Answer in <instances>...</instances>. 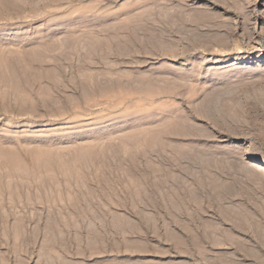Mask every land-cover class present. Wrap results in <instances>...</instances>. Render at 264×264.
Here are the masks:
<instances>
[{
	"label": "rangeland",
	"instance_id": "rangeland-1",
	"mask_svg": "<svg viewBox=\"0 0 264 264\" xmlns=\"http://www.w3.org/2000/svg\"><path fill=\"white\" fill-rule=\"evenodd\" d=\"M51 1L0 2V144L60 185L0 201V264H264V0Z\"/></svg>",
	"mask_w": 264,
	"mask_h": 264
},
{
	"label": "bare ground",
	"instance_id": "bare-ground-1",
	"mask_svg": "<svg viewBox=\"0 0 264 264\" xmlns=\"http://www.w3.org/2000/svg\"><path fill=\"white\" fill-rule=\"evenodd\" d=\"M46 1L48 0H0V2L5 5V6H8V5H11V3L14 5L15 3L20 6V7H27V8H32V9H36V8H43L45 5H46ZM51 1V0H50ZM56 2H60L62 0H55ZM54 1V2H55ZM52 2V1H51ZM52 2V3H54ZM70 2V1H69ZM62 3V2H61ZM48 4V3H47ZM60 4V3H58ZM72 5V4H71ZM85 4V7H89V5ZM91 6V4H90ZM92 7V6H91ZM94 8V7H93ZM31 9V10H32ZM68 9H72V6L71 8H68ZM67 11H62L60 13V18L57 20L59 22H64L66 21L68 23V25H70V28L68 29L69 31V34H67V36L65 37H62V38H55L53 39L50 43L48 42L49 44V48L53 51L52 53V57L54 59H59V58H63V57H68L69 55H72V54H75L77 53V50H78V43L81 41L80 39H83V38H80L78 37L75 32V28L77 27L76 23L80 20H74L71 19L72 18V13L75 12L74 11H71V10H68ZM74 9V8H73ZM72 9V10H73ZM38 10V9H36ZM148 10V9H147ZM81 11H83L81 9ZM87 11V10H86ZM89 11V9H88ZM92 11V9H91ZM94 11V10H93ZM181 11V10H180ZM149 15L153 13L152 9L146 11ZM84 13V12H83ZM157 13V12H156ZM182 13V12H179V14ZM142 14V13H141ZM155 14V12L153 13ZM158 14V13H157ZM147 15V14H146ZM75 16V15H74ZM77 16V14H76ZM87 16V14L85 15ZM88 16H91V14H89ZM94 16V15H93ZM64 17V19H63ZM87 18V17H86ZM173 18V16H172ZM175 18V17H174ZM90 19V18H89ZM148 19H151L148 18ZM177 19V18H175ZM85 20V18H84ZM155 20V18H154ZM163 20V19H162ZM179 20V19H178ZM146 21V20H145ZM153 20H150L146 22L145 26L146 27V34H145V37L143 39V43L148 46H156L158 45L160 42L162 43H166L167 40L168 42L171 44V41L168 39V36H166V34L164 33V31L162 29H155L154 24H152ZM174 21V20H173ZM180 21V20H179ZM82 22V21H80ZM84 22V21H83ZM88 22H90V20H88ZM143 22V21H142ZM175 22V21H174ZM181 22H183V20H181ZM145 23V22H143ZM185 23V22H184ZM79 24V22H78ZM82 24V23H81ZM67 25V26H68ZM137 25V24H136ZM177 25V23H176ZM181 25V24H180ZM76 26V27H75ZM82 26V25H81ZM88 26V25H87ZM90 26V24H89ZM143 26V25H142ZM184 26V25H182ZM85 27V25H84ZM138 27V26H137ZM140 27V26H139ZM144 27V26H143ZM78 28V27H77ZM136 28V27H134ZM88 30V29H87ZM134 30V29H133ZM140 30V28H139ZM89 32L91 31L90 29L88 30ZM93 31V30H92ZM128 31V30H127ZM143 31V30H142ZM87 32V31H86ZM88 32V33H89ZM94 32V31H93ZM91 33V32H90ZM95 33V32H94ZM130 33V32H129ZM138 31H131V34H130V41L132 44H137L138 42L141 43V40L140 38L138 37ZM95 35V34H94ZM93 35V36H94ZM141 35V34H140ZM168 35V34H167ZM88 36V35H87ZM96 36V35H95ZM90 37V36H89ZM79 38V40H78ZM85 38V37H84ZM88 37H86L87 39ZM95 38V37H94ZM124 38V37H123ZM127 38V37H126ZM129 38V37H128ZM84 39V41L86 40ZM117 39L119 40V38L117 37ZM90 42H91V39H89ZM112 40V39H111ZM128 40V39H127ZM96 41L99 43V40L96 39ZM114 41V39H113ZM121 41V39H120ZM96 42V43H97ZM105 42V41H103ZM111 42V41H110ZM108 42V43H110ZM102 43V42H100ZM99 43V45H100ZM116 43V42H115ZM47 44V45H48ZM105 44V43H102V45ZM124 44V43H123ZM131 44V45H132ZM46 45V44H45ZM82 45V44H81ZM80 45V46H81ZM88 45V44H86ZM90 45V43H89ZM96 45V44H94ZM101 45V46H102ZM133 45V46H134ZM79 46V47H80ZM101 46H99L101 48ZM48 47V46H47ZM87 47V46H86ZM91 47V45H90ZM96 47H98L96 45ZM103 47V46H102ZM48 48V49H49ZM99 48V49H100ZM139 48V47H138ZM47 50V49H46ZM48 51V50H47ZM51 51V52H52ZM159 55V54H158ZM28 152H27V149L23 148V147H20L19 145H13V146H10V147H5V146H2L0 144V201L1 200H5V197H6V194H11L12 192H19V193H22V192H25V191H28L31 193V191H35L36 194L38 195V197L42 198L44 196H52V194H54L55 192H57L60 188L58 185V181H51L47 178H45L43 175L42 176H38V180L34 179L32 177L33 174V171H34V166L31 164V163H26L28 162ZM27 160V161H26ZM44 162V157H40L39 158V162L38 164L35 166L36 169H38V171H42L43 169V164ZM56 177V176H55ZM72 182L69 183L68 185V188L70 187H73L74 185H71ZM74 188V187H73ZM72 188V189H73ZM57 190V191H56ZM11 198V197H10ZM53 198V197H51ZM48 199V198H47ZM52 201V200H51ZM260 211V210H259ZM253 219V218H252ZM241 220V219H240ZM256 220V219H255ZM242 222V221H241ZM258 225L260 222H256ZM258 227V226H257ZM260 227V225H259ZM260 229V228H259ZM260 232V231H259ZM263 233V231H262ZM264 235V234H263ZM262 235V236H263ZM264 238V236H263Z\"/></svg>",
	"mask_w": 264,
	"mask_h": 264
}]
</instances>
